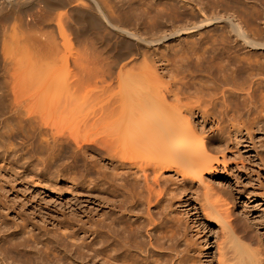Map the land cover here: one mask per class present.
<instances>
[{
  "label": "rangeland",
  "instance_id": "obj_1",
  "mask_svg": "<svg viewBox=\"0 0 264 264\" xmlns=\"http://www.w3.org/2000/svg\"><path fill=\"white\" fill-rule=\"evenodd\" d=\"M97 1L100 3L101 9L109 15V17L112 14L111 17L113 16L115 19L116 16L122 15L121 19L126 23V27L136 31L138 34H144L145 32L146 37L151 36L157 38L162 35H169L178 30L195 27L202 20H213L209 26L180 34L169 40L163 41L162 44L145 48L147 53L154 52L158 55H162L168 66L173 68L174 71L172 75H164L162 77L161 80L164 86L170 82H175L187 95L191 94L190 97H193V100L198 98L200 104L198 103L199 106L197 110L200 113L196 111L192 119L193 122H198L197 124L194 123L198 130L200 126L202 127V129H200L202 131L199 130V132H204L205 134L201 133V136L206 135L204 139L207 150L209 154L211 153L210 157L214 159L218 156L220 159L223 150L225 148L228 149H225L226 151L224 150L225 158L227 157L225 160L226 164H223L222 161L220 162L219 160L218 163L214 164L215 168L212 170L213 172L211 171L203 176L205 180L204 183L207 184L208 182L210 189L206 188L207 185L203 186L202 183L200 184V182L195 179L185 178V181H182L179 173H177L174 168L162 170V173H160L161 170L160 172H155L156 176L159 175V177L157 176L158 178H156L159 180L161 179V181L157 180V184L163 191V197L172 206L170 208V217L168 216L167 220L164 217L163 221L165 220L166 222H161L162 225L164 224L162 226L164 228L161 227L163 231H161L171 233L172 231L170 232L169 230L175 227L172 230L176 229L178 230L177 233L181 232L180 234L184 238L180 236V239L178 236V242L181 244L180 246L186 247L196 264H217V249L219 245H224L227 241L229 245L231 239L228 237L227 240V235H224L226 234L224 228L221 227L220 229L217 224L207 219L201 210L200 205L205 201L203 189H208V193H211L212 197H209L207 194V198L213 200L210 202L213 203L217 198L218 201H216L217 203L219 202L218 205H227L228 214L230 215L227 221L230 222L231 232L249 249H257L262 252V260L260 263L264 264V126L258 127L256 125V116L259 110L257 107H260L258 106L259 103L264 101V49L251 48L246 43V41L264 43V0ZM1 5H4L3 0H0V6ZM83 9L96 16V9L92 3L87 2L83 6ZM143 19H145V28L142 26L144 23ZM226 20L238 24L244 33V37H240L236 31L226 23ZM97 23L99 28L97 35H93V37L86 33L82 38V50L84 53H98L97 51H99L100 47L99 49L97 48L98 45L95 41L96 37L100 38V40L103 39L102 42H113L111 36L114 32L108 29L102 21ZM86 25L87 23L83 22L80 27L85 30L88 28ZM107 34H109L110 38ZM101 35L104 37L101 38ZM2 56L0 52V198L2 201L4 200L3 202L7 210L0 212V214L2 216L4 214L3 217H5L4 219L7 226H10H8L9 230H7V232L14 231L17 223L19 224V221H21L22 223H28L35 227L36 231L42 234L43 237L49 235L47 238H51V232H49L48 229H51V223L57 220L63 222L69 221L74 224L75 228H81V223L82 229L85 230L86 234L92 233L93 231L103 233L106 227H104L102 221H113L116 225H122L123 228L125 226V234L128 236V241L131 242H128L129 245L124 246V248L128 249L131 254L140 258L143 254H139L140 250L135 244H140V242V245L145 244V216L143 215L145 210H143L144 208H142L143 206L140 205V203H137L135 207H129L131 199L125 194L127 188L133 185L137 187L138 180L134 178L136 175L134 173L131 174L132 171L129 173V171L122 172L120 169H111V167H109L110 158L106 156L105 162L108 166H106L107 168L103 167L104 169L106 168L105 170L101 168L102 174L98 177L97 169L92 164L89 166V163L84 159L85 157L82 153L80 155L81 157L78 155L75 156L77 149H75V145L71 142L68 135L71 130L73 132V130L75 131L74 128L77 127L72 123L67 121L66 123L64 122L65 124L61 123L62 126L65 125L63 127H61L60 123L54 124V126L59 125L60 129L59 127L55 128L61 133L59 136H56L57 141L54 143L51 140V136H49L50 130L53 129L54 126L51 129L49 126L45 127L46 129L42 127L44 130L42 129V131L39 132L38 126L33 127V125H26L24 122H20L19 119L14 117L13 110L16 107L14 108L13 99L11 100V98H13L11 83L14 82V77L12 76L16 75L12 74L11 76L9 72L8 75L2 73L3 69L1 68L3 66L1 67V65H3L4 62L2 61ZM9 62L13 63L14 61H8V65L11 64H9ZM48 67L50 68V65H48ZM49 68L46 70L48 71ZM63 68V65L57 63L53 64L51 70H49L51 73L49 71V74L44 72L45 76L47 75L49 79L51 78V83H49L48 78L43 77L44 73L37 74L39 76L41 74L45 80L41 79V82L35 77L37 78L34 80L35 84H41L38 87L39 89H35L41 90L43 86L47 87V90L53 92L55 90L65 89L64 86L68 81L67 77L69 74L67 73V68L65 67V70ZM61 70H63V72ZM53 72L56 73L53 74ZM54 76L55 78L57 76L59 77L55 79ZM40 78L41 77H39V79ZM53 79H55L54 83H52ZM65 79H67V81ZM16 80L15 78V81ZM47 80V83L50 85L45 83ZM4 81H8L7 83L9 84L6 83L5 85ZM35 84L34 87H37L38 85L35 86ZM115 84L116 83H114L113 86L116 89ZM14 87H12V89H14ZM17 88L19 87H16L14 90L16 91ZM9 91L11 92L9 93ZM261 99L263 100L261 101ZM4 101L7 102L5 103ZM202 108L206 111H200ZM10 110L12 112H10ZM200 114L202 117H200ZM233 117L236 118L237 122ZM230 120L236 123V125L233 124V122L231 123ZM245 131L248 132V135ZM63 133L66 135H63ZM209 137L210 139H207ZM226 144L227 147L225 146ZM218 151L220 152V156ZM87 153L94 154L91 150H87ZM135 158L136 155L132 157L133 161ZM142 158H145V156ZM147 160L145 159L144 162ZM135 162H137V159ZM138 162L137 165L142 161H140V163ZM149 162L151 164V160ZM148 163H145L144 166ZM147 168H150V166ZM108 169L110 173H106L109 172ZM149 171L147 172L149 175L146 174L149 177L151 176L150 178L148 177L150 181L151 179L153 180V178L155 179V177L152 178L154 172L151 171L153 170ZM103 172L104 174L106 173V175H104ZM114 173H124L123 177L120 176V174L117 175L121 177L122 180L119 179L121 182H111L110 175ZM133 174L134 176H132ZM127 175H129V177ZM130 175L132 177H130ZM124 176H126V179ZM68 178L72 182L69 181ZM90 178L92 180H90ZM92 181L95 182L93 183ZM95 183V187L97 188L93 186ZM108 183H111L112 186ZM119 184L120 188L116 187ZM105 186L108 190L111 188L109 190L110 193L107 189H105V191L107 190L106 192L103 191ZM114 186L116 187L115 189ZM137 190H139L138 187ZM118 191L121 192L122 195ZM104 197L108 199L104 200ZM122 203L126 204L122 205ZM112 205H114V209H112ZM125 205L127 206L125 207ZM225 205H223V208ZM120 209H122L121 212L124 209L125 211L127 210V212L123 211L121 213L119 211ZM101 210H106L105 212L107 214ZM137 211L140 214L137 215ZM123 213L126 216H123ZM74 214L77 215L75 216ZM98 216L100 218H98ZM137 216L140 218H137ZM93 217H95V220ZM107 218L109 220H107ZM170 218L175 221H171ZM79 219H82V221ZM131 219L133 221H131ZM139 219L140 223L138 222ZM174 222L177 223L175 224ZM38 227L40 228L38 229ZM137 227L139 228L137 229ZM177 227L179 228L177 229ZM88 229H92V231ZM44 230L48 232H44ZM3 232H0V235H2ZM105 233H103L105 236L109 235L108 232ZM51 239L52 244H50V249H47V253L49 259L53 260H51V262L48 260V262L44 261V259L40 260L41 257H38V253L31 249L28 251V254L32 262H34V258H36V261L40 260L38 261L40 264H98L95 259H87L86 254L89 251L86 252V249L82 250L84 254L86 252L85 255H81L83 254L81 251L77 253L74 251L73 253L71 249H69L71 247H68V249L61 246L59 247L54 239ZM205 239L207 240L206 245ZM222 241L225 243L221 244L223 243ZM122 243L123 242H121V244ZM58 251L60 252L57 253ZM53 252L54 254H50ZM84 256L86 258H84ZM2 263L9 264L4 260H0V264Z\"/></svg>",
  "mask_w": 264,
  "mask_h": 264
},
{
  "label": "bare ground",
  "instance_id": "obj_2",
  "mask_svg": "<svg viewBox=\"0 0 264 264\" xmlns=\"http://www.w3.org/2000/svg\"><path fill=\"white\" fill-rule=\"evenodd\" d=\"M3 2L4 5L0 6V52L4 58V60L2 58L4 62L3 65H1V67L3 66L1 69H3L2 73L7 75L9 73L11 76L12 74L16 75L12 76L14 77V79H12L17 84L13 81L14 84L11 83L13 95L11 100L13 99L12 102L14 101V108L16 107L15 109L13 108L14 117L19 119L20 122H24L26 125H33V127L38 126L39 132L45 127L49 126L51 129L54 124L60 123L61 125V123H66V121L77 126L74 128L75 131L73 130L72 132L71 130L69 132L70 134H68L69 139L75 145V149H77L75 156L78 155L81 157L80 155L82 153L85 157L83 158L89 163V166L92 164L97 169L98 177L102 174L103 167L108 166L105 162L106 156L110 158L109 167H111V169H120L122 172L129 171V173L132 171L131 174L134 173L136 175L134 178L138 180L137 187L139 190H137L136 186H131L130 184L131 187H126V192H124L131 199H129L131 202L129 203V207H135L137 203H140V205L143 206L142 208H144L143 210H145L143 214L145 216V244L140 245L141 242L140 244H135L141 251V253L139 251V254H143L141 257L139 256L140 258L131 254L128 249L124 248V246L129 245L128 236L125 234V226L123 228L122 225H116L113 221H102L104 227H106L104 231L109 233L108 236H105L103 234L105 232L102 233L99 231L86 234L85 230L82 229L81 223V228H75L74 224L69 221L63 222L56 220L51 223L52 228L48 229V231L51 232V238L54 239L59 247L61 246L65 249L71 247L69 249H71L73 253L74 251L76 253L80 251L83 253L82 250L86 249V252L89 251L87 254L84 251L87 259H95L98 264H196L186 247L180 246L181 244L178 242L181 232L177 233L178 230H172L175 227L169 230L170 232L172 231L171 233L162 232L163 230L161 227L164 224L162 225L161 222L164 217L166 220L168 216L170 217V208L172 206L163 197V191L157 184L159 175H157V177L155 172H160L161 170L160 173H162V170L174 168V170L179 173L182 181H185V178L195 179L198 180L200 184L202 183L203 186L207 185L206 188L210 189L208 182L207 184L204 183L205 180L203 176L214 170V164L218 163L219 160L220 162L222 161L223 164H226L225 160L227 157L225 158L224 154L228 149L225 148L226 150L224 149L225 151L223 150L220 156V149L218 148L220 159L218 156L214 159L210 157L211 153L209 154L204 139L206 135L201 136V133L205 134L204 132H199L202 127L200 126L198 130L195 125L198 122H193L192 119L196 111L197 113L199 112L197 110L200 104L198 98L193 100L194 98L190 97L191 94L187 95L175 82H170L164 86L161 80L162 77L164 75H172L174 70L168 66L162 55H158L154 52L147 53L145 48L162 44L163 41L169 40L180 34L209 26L213 20H202L195 27L185 28L170 33L169 35H162L154 38L151 36L146 37L145 32L144 34H138L136 31L126 27V23L121 19L122 15L116 16L115 19L113 16L111 17L112 14L109 17V15L101 9L102 7L97 0H3ZM87 2L93 4L96 9V16L83 9V6ZM144 20L145 19H143V21ZM99 21H102L108 29L114 32V37L112 33H109L112 34L111 37L113 42H102L103 39L100 40V38L96 37L95 41L98 45L97 48L99 49L100 47L99 51H97L98 53L91 52V54H88L86 52V54L82 50V38L86 33L96 36L99 29L97 22ZM83 22L87 23L86 26H88L85 30L80 27ZM226 23L233 28L240 37H244V33L238 24L230 20H226ZM142 26L145 28V21ZM109 34H107L108 37ZM102 37L104 36L101 35V38ZM246 43L251 48L264 49V43H254L252 41H246ZM10 60L14 61L13 63L9 62L11 66L8 65V61ZM57 63L63 65L64 70L65 67L68 70L67 73L69 75L67 77L68 81L65 79L67 81L64 86L65 89L56 91L53 88L55 90L53 92L47 90L48 88L43 86L41 90H38L41 84H35L34 80L38 78V80L42 82L44 78H48L47 75L45 76V73L49 74V70H51L53 64ZM48 65H50V68ZM47 67L49 68V72L46 70L48 69ZM61 71L63 72V70ZM39 73H44V78L41 74L40 76L37 75ZM54 73L56 72H53V74ZM39 77L41 78L39 79ZM57 77L55 79H57ZM15 78L17 79L16 81ZM50 79L48 78L49 83H51ZM55 79H53L52 83H54ZM48 80L45 83L50 85L47 83ZM7 82H5V85ZM114 83H116V89L113 86ZM34 84L38 86L34 87ZM12 87H14V89L16 87L19 88L15 91ZM10 92L11 91H9V93ZM262 100L263 99H261V101ZM260 103L258 105L260 107H257L259 110L257 109L256 125L258 127H263L264 101ZM204 108L202 109L204 110ZM202 109L200 111H206ZM10 112L12 111L10 110ZM200 117H202L201 114ZM234 119L236 121V118ZM232 120H230L231 123L233 122ZM233 124L236 125L234 122ZM233 124L232 126L234 127ZM63 126L61 125V127ZM55 127H59V125H55L54 128ZM54 128L51 130L48 129L51 131L49 136H51L52 142L56 143V136H59L61 133H59L58 129ZM245 133L248 135V132L245 131ZM63 135L66 134L63 133ZM207 139H210V137ZM225 146L227 147V144ZM87 150L93 151L94 154L87 153ZM134 155H136L135 160L137 159V162L139 161L138 163L142 161L140 163H143L142 165H137V162H135V160L133 161L132 157ZM143 155L145 158H142L144 157ZM138 158H142L143 160H139ZM145 159H148V162L151 160V164L147 161L144 162ZM145 163L150 164V168H147L149 167L146 166L148 164H146L145 167ZM146 168L153 170L151 171L154 172L152 178L155 177V179H151L153 182L151 180V182L149 181V174L147 173L149 170ZM87 173L91 175L89 172ZM106 173H110V171ZM106 173L104 174L103 172L104 175H106ZM119 174L123 177L124 173H114L110 175L111 178H109L111 182H121V177L117 176ZM134 174L132 176H134ZM127 176L129 177V175ZM132 176L130 175V177ZM124 177L126 179V176ZM90 180L92 179L90 178ZM69 181L71 180L69 179ZM159 181H161V179ZM92 182L94 183L95 181ZM93 186L95 187L96 183ZM115 186L114 189L119 187L120 184ZM105 189H107L106 186L103 191H105ZM110 189L111 188H109V190ZM204 190L205 189H203L205 201L200 205L202 212L207 219L217 224L220 229L221 227L224 228L226 234H223L227 235V240L228 237L231 239L229 245L228 241L226 244L222 241L223 243L221 244L224 245H219L217 249V264H261L262 252L257 249H249L231 232L230 222L227 221L229 220L228 216H230L228 214L227 205L223 204V201L222 204L227 208L225 206L223 208V205H218L219 202L217 203V198V201L215 200L217 205L215 201L213 203L210 202L213 200L207 197L208 195L210 197L211 193H208V189ZM119 193L121 194V192ZM107 199L104 197V200ZM3 201L0 198V212L7 210ZM124 204L122 203V205ZM112 206V209H114V205ZM126 206L127 205H125V207ZM121 210L122 209L119 211L121 212ZM105 211L106 210L102 212ZM123 211H125V209ZM138 211L136 213L137 215L140 214ZM125 212H127V210ZM3 216L0 214V232L6 230L3 232L5 233L9 230V225L7 226L4 219L5 217ZM123 216L126 215L123 213ZM93 218L95 220V217ZM98 218L100 217L98 216ZM137 218L140 217L137 216ZM109 219L107 218V220ZM79 220L82 221V219ZM131 221L133 220L131 219ZM19 222V224L16 222L17 225L14 222L16 225L14 231H8L6 234L2 233V235H0V260H4L9 264H40L38 261L43 259L44 261L48 260L51 262L53 259H49L47 253V249H50V244H52V239L50 237L47 238L49 235L43 237L42 234L36 231L35 227L28 223ZM138 222L140 223V219ZM10 225L14 226L12 224ZM39 228L40 227H38V229ZM138 228L139 227H137V229ZM178 228L179 227H177V229ZM88 230L92 231V229ZM46 231L44 230V232ZM121 242L123 243L121 244ZM206 243L207 240L205 241V245ZM31 249L38 253V257H41L40 260L36 261V258H34V262L31 261L28 254V251ZM59 252L60 251L57 253ZM50 254H54V252ZM85 254L83 253L81 255ZM84 258L86 257L84 256Z\"/></svg>",
  "mask_w": 264,
  "mask_h": 264
}]
</instances>
